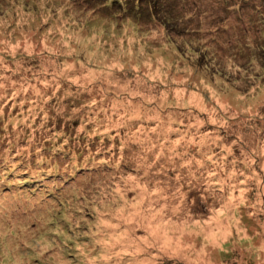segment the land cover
<instances>
[{
    "label": "rangeland",
    "instance_id": "obj_1",
    "mask_svg": "<svg viewBox=\"0 0 264 264\" xmlns=\"http://www.w3.org/2000/svg\"><path fill=\"white\" fill-rule=\"evenodd\" d=\"M167 1L0 0V264H264V8Z\"/></svg>",
    "mask_w": 264,
    "mask_h": 264
},
{
    "label": "trees",
    "instance_id": "obj_2",
    "mask_svg": "<svg viewBox=\"0 0 264 264\" xmlns=\"http://www.w3.org/2000/svg\"><path fill=\"white\" fill-rule=\"evenodd\" d=\"M230 0H224V3ZM259 8H264V0H259ZM167 0H104L106 4L104 8L113 9L115 11H120L122 14H132L135 13V16H138L142 5L149 12V14L157 21L163 17V14H171L172 4L168 3ZM245 0L241 1V6H244ZM254 9V8H253ZM255 10V9H254ZM141 11H143L141 9ZM259 15V14H258ZM259 26L261 30H264V16L259 15Z\"/></svg>",
    "mask_w": 264,
    "mask_h": 264
}]
</instances>
